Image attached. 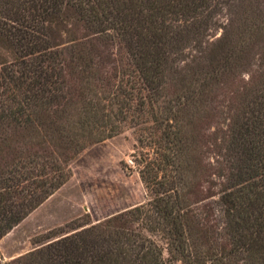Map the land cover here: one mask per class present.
<instances>
[{"label": "trees", "instance_id": "16d2710c", "mask_svg": "<svg viewBox=\"0 0 264 264\" xmlns=\"http://www.w3.org/2000/svg\"><path fill=\"white\" fill-rule=\"evenodd\" d=\"M126 128L146 202L7 264H264V0H0V239Z\"/></svg>", "mask_w": 264, "mask_h": 264}, {"label": "rangeland", "instance_id": "374dc122", "mask_svg": "<svg viewBox=\"0 0 264 264\" xmlns=\"http://www.w3.org/2000/svg\"><path fill=\"white\" fill-rule=\"evenodd\" d=\"M137 138V132L126 128L78 155L67 183L0 239V264L42 246L74 222L89 219L95 224L145 203L147 194L132 158Z\"/></svg>", "mask_w": 264, "mask_h": 264}]
</instances>
